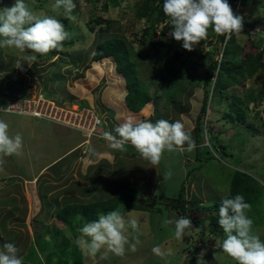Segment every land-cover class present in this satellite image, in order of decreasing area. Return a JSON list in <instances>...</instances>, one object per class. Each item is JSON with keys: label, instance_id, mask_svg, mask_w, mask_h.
I'll return each instance as SVG.
<instances>
[{"label": "rangeland", "instance_id": "rangeland-1", "mask_svg": "<svg viewBox=\"0 0 264 264\" xmlns=\"http://www.w3.org/2000/svg\"><path fill=\"white\" fill-rule=\"evenodd\" d=\"M146 1H149V16L156 13L153 19L139 17L138 12ZM15 2L0 0V9L12 7ZM25 3L41 18L55 16L70 33L62 50L36 54L33 64L29 66L24 62L22 68L15 66L16 61L31 54L30 50L0 48V100L4 102L0 107L7 106L6 98L22 101L29 97L33 102L44 95L47 99L44 114H53L54 118L57 113V117L62 118L59 121L39 119L58 127L51 133L52 142L56 144L55 141L60 140L64 145L63 158L54 164L58 173L52 168L54 173L50 175L49 169H38L37 162L34 165L36 194L32 201V220L35 218L32 229L35 246L29 264H45L42 248L47 244L45 234L49 232L56 238L62 234L69 238L60 242L64 250L57 251L53 264H61L62 257L66 264H92L93 259L94 263L99 261L96 264H197L201 251H205L201 264H237L216 247L226 234L219 223L212 220L219 219L223 198H234L243 191L248 194L243 195L245 202L251 205L246 214L254 221L253 232L264 241V67L254 77L245 78V82L223 91L213 90L217 75L216 83L212 80L208 85V111L202 113L210 68L214 62L222 61L226 45L219 41L220 34L214 28L210 27L207 37L188 51L182 42L171 37L172 24L162 11L163 0H74L76 8L71 13L74 20L66 17L63 8L53 10L55 0H25ZM158 8L162 13L157 12ZM233 11L244 18L242 33L233 34L241 58L248 54L262 56L264 66V0H238ZM231 37L226 35V42ZM114 38L126 43L139 78L150 85L153 101L141 112L129 109L128 81L117 70L114 58L94 60L97 46ZM178 53L180 56L175 61ZM241 58L235 60V65L241 63ZM179 65L181 70L174 71ZM171 97L177 100L171 102ZM233 97L239 101L231 115ZM53 103L61 113L52 110ZM35 104V111L40 112L42 102ZM87 110L103 118L105 132H111L107 127L115 128L129 115L153 123L160 119L180 120L191 133L195 148L191 152L166 151L156 165L143 158L115 156L116 151L108 146L110 141L94 136L87 127H79L81 121L74 114ZM197 123L202 128L198 136L195 134ZM45 130L43 124L36 125V154L41 150L39 142L50 134ZM120 160L128 164L123 170L128 176H123L118 167ZM240 173L252 181L236 192L235 183ZM182 184H185V193L181 201L178 193ZM134 189H140V193L133 203L129 201L113 209L114 202L111 208L106 207L109 200L121 195L129 200ZM4 197L5 194L0 196ZM78 205L84 208L70 216L71 210L67 208ZM114 210H119L126 220L131 211L138 221V231L127 228L129 242L134 243V237H138L142 243L135 252L126 245L123 256L109 252L105 259L104 249L96 254L97 260L96 256L84 255L72 234L79 238V230L86 223ZM181 217L191 219L192 227L177 240L175 225H165L164 221ZM50 219H56V224L46 227L49 228L46 232L44 224ZM20 229L23 234L25 228ZM157 245L170 248L173 254L163 258L154 254L152 249Z\"/></svg>", "mask_w": 264, "mask_h": 264}, {"label": "clouds", "instance_id": "clouds-1", "mask_svg": "<svg viewBox=\"0 0 264 264\" xmlns=\"http://www.w3.org/2000/svg\"><path fill=\"white\" fill-rule=\"evenodd\" d=\"M52 7L54 11L63 8L68 19H75L71 15L76 8L74 0H55ZM163 12L171 20V37L182 42L188 51L207 37L210 27L217 34L228 37L233 34L239 36L243 30L244 18L234 13L228 0H163ZM69 37L70 33L59 19L35 15L25 0H16L12 7L0 9V48L31 52L16 61L17 68H22L24 62L31 66L37 58L36 54L46 55L52 50H62L63 42ZM114 132L116 135L107 131L103 133V137L112 142V148L123 151L126 150L125 145L130 143L141 158L153 165L159 163L165 151L191 152L195 148L191 133L180 120L169 122L160 119L153 123L129 115L115 127ZM22 151V133L12 134L9 124L0 118V172L4 171L7 163L5 157L19 156ZM250 210L251 205L245 202L243 195L222 199L218 223L226 238L218 241L216 247H220L237 264H264V241L253 232L254 221L246 214ZM164 224L175 225L174 238L177 240L186 234V229L192 227V221L187 217L166 219ZM128 227L138 231V221L131 211L127 220L119 210L101 214L97 220L86 223L80 229L81 236L76 240V245L84 255L93 258L102 249L105 250V259L109 252L123 256L126 245L135 252L142 242L134 237L135 242L130 244ZM152 251L162 258L173 254L170 248L163 249L159 245L154 246ZM18 252L13 243H5L0 249V264H23ZM204 255L205 251H201L197 264H201Z\"/></svg>", "mask_w": 264, "mask_h": 264}, {"label": "crops", "instance_id": "crops-1", "mask_svg": "<svg viewBox=\"0 0 264 264\" xmlns=\"http://www.w3.org/2000/svg\"><path fill=\"white\" fill-rule=\"evenodd\" d=\"M3 103V100H0V106H3ZM0 118L4 119L9 124L12 134L19 132L23 135L22 154L19 156L13 155L5 157L7 163L4 166V171L0 172V196L5 194L3 199L0 198V249H2L5 243H13L19 249L18 255L23 258V264H29V260H31L30 256H32V252L34 253L33 247L35 246L32 229V223L35 221V218L32 220V201L35 199L36 194V188L34 186L36 181V170L34 165L35 162L39 163L38 169L40 168L45 171L49 169L48 171H50V175H52L54 173L52 168L56 169L54 166L63 158L61 148L64 142L60 140L57 142L55 141L56 144L52 142L51 133H53V129L56 131L58 128L50 126L52 123L30 116H20L7 112H0ZM37 124H43L46 129L45 131L50 133L47 137H44V140L46 139L47 141H38V147L41 149L38 154H36L37 146L36 140H34ZM107 129H110L113 134L115 133L114 127H107ZM111 143L108 146L116 151L113 153L115 156L125 155L132 157L134 160L137 158L141 159L140 155L130 143L125 145L126 150L123 151L112 148ZM52 147H54V149ZM186 147L187 145H185V148ZM118 167L123 171L128 168V164H126L124 160H120V165ZM58 172L59 170L56 169L55 173ZM122 173L123 176L127 175L124 174V171ZM53 189L52 187V190ZM55 221L56 219H50L49 222L44 224V227H51L54 223L56 224ZM22 227L25 228L23 233L24 236L21 234L22 229L20 228ZM65 227L71 232L70 227H67V225ZM74 228L78 229V227ZM77 229L76 231L79 230ZM47 230L49 232V228L45 229L46 232ZM170 234L167 235L168 238ZM72 236L75 238L76 242L78 238L73 234ZM66 239L69 238L65 234H62L61 237L57 236V238L52 232L45 234V243L47 244L42 248L45 264H53V260L57 258V251L60 249L59 252L62 253V250H64L60 242ZM95 258L97 260L98 255ZM94 260L95 259H93L92 264L99 262L97 260L94 263ZM62 263H64L63 257L61 258V264ZM66 263L67 262L64 264Z\"/></svg>", "mask_w": 264, "mask_h": 264}, {"label": "trees", "instance_id": "trees-1", "mask_svg": "<svg viewBox=\"0 0 264 264\" xmlns=\"http://www.w3.org/2000/svg\"><path fill=\"white\" fill-rule=\"evenodd\" d=\"M238 0H228V3L231 5L232 9L235 8V3ZM245 3V2H244ZM242 4V3H241ZM149 1H146V3L141 7L139 10V17L145 18L151 14L150 9H149ZM161 8H158L157 12L162 13ZM156 13H153L151 16H149L150 19H153L155 17ZM219 41L222 43H225V48L223 50V59L222 61L218 64L217 62H214L212 67L210 68V72L208 74V78L206 81V95H205V100L202 106V113H207V105H208V85L214 78L217 72L218 73V82L215 85V88L213 89L214 91H223L227 90L230 87H233L235 85L241 84L242 82H245L246 79H250L254 77L257 73H259L262 70L263 63L262 62V56L256 57L255 54H248L244 58H241V50H239V47L236 46V38L235 35H233L230 40L226 42V34L225 35H220ZM254 47L257 48V45L254 43ZM168 57L169 54H166ZM180 54L178 53L176 55V58L174 59L175 61L178 60ZM108 57L114 58V60L117 63V70L121 73H123L128 81V89H130L129 94L126 97L127 104L129 106V109L134 112L138 113L141 112L145 106H147L150 102L153 101V96L150 91V85L142 82L141 79L139 78L138 72H137V66L136 64L131 61L130 53L128 51V47L126 43L121 40V39H110L107 41H104L100 45L97 46L94 60L99 61L101 59H105ZM241 58L242 61L239 65H235V60ZM182 65H185L182 63ZM219 68V71H218ZM181 70V65L176 67V70L174 71H179ZM229 78L227 82L225 79ZM177 99L174 97L170 98L171 102L176 101ZM239 101L236 97H233V101L230 102V114L232 115V110L235 107V104ZM202 133V128L201 126L197 123L195 127V134L198 136V134ZM197 141L199 142V137H197ZM197 142V143H198ZM199 155L197 156V158ZM238 175V182L235 183L236 192H239L244 185H247V183L252 180L251 178L246 177L242 175V173L237 174ZM249 178V179H247ZM241 179V180H239ZM247 180V181H245ZM235 192V193H236ZM140 193V189H134V191L131 193V198L127 200V197L124 195L118 196L115 200H109L106 204L107 208H111L113 203V209L119 208L121 204L126 205L129 201L130 203H133L137 196ZM184 193H185V184H182L181 189L178 193V199L183 200L184 199ZM242 195L247 196L244 191L241 192ZM98 207L101 205L97 204ZM83 209L84 206H69L67 209L71 210L70 216L74 215L77 209ZM142 210V209H141ZM77 215V214H76ZM68 216V218H70ZM76 217V216H75ZM213 219V218H212ZM219 219L214 218L212 220V223H218ZM67 222V220H66Z\"/></svg>", "mask_w": 264, "mask_h": 264}, {"label": "built area", "instance_id": "built-area-1", "mask_svg": "<svg viewBox=\"0 0 264 264\" xmlns=\"http://www.w3.org/2000/svg\"><path fill=\"white\" fill-rule=\"evenodd\" d=\"M21 98H6L5 100V104L7 105L6 107H0V112H7V113H11V114H17L20 116H30L36 119H47L49 120L52 119L55 121H59L62 118H58V114L56 113V117L52 118L53 114H51V116H49L48 114H44L47 112V108L45 107V97L44 95H40L38 100H34L33 102L31 101L30 98H24L22 101L20 100ZM36 101H41L42 102V108L40 110V112H36L35 111V102ZM40 103V102H39ZM50 107V106H47ZM56 109L57 112L61 113V109L57 108L54 104L52 105V110ZM40 115V116H37ZM63 114V112H62ZM67 117V115L64 116V119ZM74 117L77 120H80V124L79 127L80 128H88L91 133L97 137H101L103 138V133L104 131V125L106 124L105 121L103 120V118L98 117V114H95V112L93 110H87V112L85 113H80V112H76L74 114ZM59 119V120H58ZM88 125V126H87Z\"/></svg>", "mask_w": 264, "mask_h": 264}, {"label": "bare ground", "instance_id": "bare-ground-1", "mask_svg": "<svg viewBox=\"0 0 264 264\" xmlns=\"http://www.w3.org/2000/svg\"><path fill=\"white\" fill-rule=\"evenodd\" d=\"M218 73H219V72H217L216 75L214 76V78L212 79L213 81H215V83H216V80H215L216 78H215V77L218 75ZM45 100H47V99L45 98ZM53 104H54V103H53ZM54 105H55V104H54ZM37 116H40V115L37 114ZM53 251H54V250H53Z\"/></svg>", "mask_w": 264, "mask_h": 264}]
</instances>
